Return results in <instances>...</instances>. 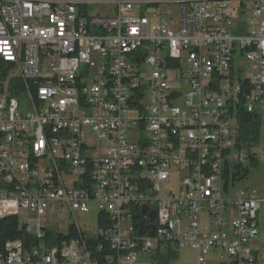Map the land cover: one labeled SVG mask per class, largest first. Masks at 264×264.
<instances>
[{
	"label": "built area",
	"instance_id": "2783aa9c",
	"mask_svg": "<svg viewBox=\"0 0 264 264\" xmlns=\"http://www.w3.org/2000/svg\"><path fill=\"white\" fill-rule=\"evenodd\" d=\"M239 108L260 115L250 150ZM258 153L264 0H0V221L34 215L38 241L30 254L8 241L0 264H138L182 248L191 264H264V180L231 197ZM91 204L108 229L46 244L48 212ZM144 207L153 238L138 236Z\"/></svg>",
	"mask_w": 264,
	"mask_h": 264
},
{
	"label": "rangeland",
	"instance_id": "374dc122",
	"mask_svg": "<svg viewBox=\"0 0 264 264\" xmlns=\"http://www.w3.org/2000/svg\"><path fill=\"white\" fill-rule=\"evenodd\" d=\"M102 8V7H99ZM249 20V19H247ZM236 123L232 121L234 126ZM90 144H97L93 139L89 140ZM105 147V145H103ZM259 162L257 167H252L249 165L250 173L249 179L247 181H239L236 183V186L231 190V197H236L239 191L241 190H253L261 189L263 186L264 180V159L261 153H258ZM3 217H12L16 215H2ZM77 218L74 219L71 217L68 211H65L63 214L56 210V212H48L45 218H42L41 224L47 229L54 231L57 234L67 235L70 228L74 225H78L84 232L97 234L99 231L98 227V209L94 204H91L90 212L86 215H77ZM19 221L21 224H33L32 220L36 218L34 215L21 211L19 216ZM196 259V252L190 248H182L179 250L178 254H172L170 256L164 255L159 257V259L154 260L150 256H141L138 264H161L167 262V264H191L194 263ZM227 259V256L218 258L217 256H210V264H221Z\"/></svg>",
	"mask_w": 264,
	"mask_h": 264
},
{
	"label": "trees",
	"instance_id": "16d2710c",
	"mask_svg": "<svg viewBox=\"0 0 264 264\" xmlns=\"http://www.w3.org/2000/svg\"><path fill=\"white\" fill-rule=\"evenodd\" d=\"M263 127L260 120V115L257 113L248 114L242 108H239L237 115V147L240 149L250 150L256 143L260 141ZM110 226V219L105 213L98 214V227L108 229ZM77 236L76 229L72 226L67 235L50 232L46 236V244L55 245L62 242L69 241ZM20 240L22 246L27 251L31 246L38 245V241L34 240L26 230L25 225L21 224L18 216L4 217L0 221V262L6 257L5 244L8 241ZM89 242L92 250L95 251L96 243ZM106 247V246H105ZM169 254L168 256H170ZM161 264L167 262L161 261Z\"/></svg>",
	"mask_w": 264,
	"mask_h": 264
},
{
	"label": "water",
	"instance_id": "95a60500",
	"mask_svg": "<svg viewBox=\"0 0 264 264\" xmlns=\"http://www.w3.org/2000/svg\"><path fill=\"white\" fill-rule=\"evenodd\" d=\"M142 216L144 218V222L138 226V236L144 237L148 230H152V233L149 235V237L153 238L155 236V226H151L149 224L154 222L156 219V214H148V208L144 207L142 209Z\"/></svg>",
	"mask_w": 264,
	"mask_h": 264
},
{
	"label": "bare ground",
	"instance_id": "6f19581e",
	"mask_svg": "<svg viewBox=\"0 0 264 264\" xmlns=\"http://www.w3.org/2000/svg\"><path fill=\"white\" fill-rule=\"evenodd\" d=\"M2 218H4V217L2 216ZM30 251H31V248H30L29 251H27V250L24 249V247L21 245V253H22V254H30Z\"/></svg>",
	"mask_w": 264,
	"mask_h": 264
}]
</instances>
